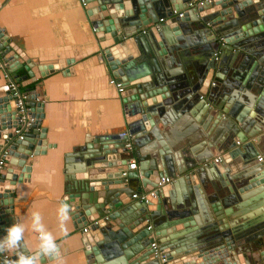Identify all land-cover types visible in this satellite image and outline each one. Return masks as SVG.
<instances>
[{"label":"water","instance_id":"1","mask_svg":"<svg viewBox=\"0 0 264 264\" xmlns=\"http://www.w3.org/2000/svg\"><path fill=\"white\" fill-rule=\"evenodd\" d=\"M80 1L122 88L125 125L69 155L78 177H66L61 203L86 228L88 264H159L153 238L167 264H264V0ZM54 69L0 33V70L17 86L13 95L0 78V237L17 220L12 189L26 159L49 148L38 81ZM19 101L31 119L21 139ZM16 259L0 253V264Z\"/></svg>","mask_w":264,"mask_h":264},{"label":"crops","instance_id":"2","mask_svg":"<svg viewBox=\"0 0 264 264\" xmlns=\"http://www.w3.org/2000/svg\"><path fill=\"white\" fill-rule=\"evenodd\" d=\"M142 30L147 32L145 27ZM0 33L34 65L56 67L38 81L44 114L40 128H44L49 148L43 154L28 156L26 180L15 183L12 189L14 217L27 229L24 247L30 254L38 250L39 234L30 225L31 213L38 211L45 229L57 238L63 264H88L83 228L70 219L65 235L58 211L66 177H78L79 162L69 155H75L96 136L118 135L125 130L119 94L108 84L111 72L80 0H0ZM213 74L222 76L216 70ZM214 76L210 82H220ZM188 120V125L180 124L181 130L192 126ZM210 154L213 159L219 155L214 150ZM129 161L136 163L132 152L126 164ZM42 264L54 261L45 257Z\"/></svg>","mask_w":264,"mask_h":264},{"label":"clouds","instance_id":"3","mask_svg":"<svg viewBox=\"0 0 264 264\" xmlns=\"http://www.w3.org/2000/svg\"><path fill=\"white\" fill-rule=\"evenodd\" d=\"M212 83V82H211ZM210 83V84H211ZM70 205L66 202L61 203L58 215L61 217V231L67 235V222L71 219L69 215ZM30 225L34 232L38 233L39 245L38 250L33 254H28L21 250L24 243L26 226L23 222H15L7 229L3 237H0V253L5 251H16L17 259L15 264H42L45 257L52 259L54 264H63L60 258L57 238L42 223L40 212L31 213Z\"/></svg>","mask_w":264,"mask_h":264},{"label":"built area","instance_id":"4","mask_svg":"<svg viewBox=\"0 0 264 264\" xmlns=\"http://www.w3.org/2000/svg\"><path fill=\"white\" fill-rule=\"evenodd\" d=\"M207 1H209V0H198L197 3L199 5H201L202 3L207 2ZM80 2L83 5V2L82 1H80ZM192 5H193V3H188L187 7H191ZM177 16L180 17L181 14L179 13V14H177ZM158 22H162V19H159ZM143 32H144V30H142V33ZM219 40H221V39H219ZM220 45H221V42H220ZM217 56H218V52L214 54V59L215 60L217 59ZM0 77L5 82V85L8 87L9 91H11L13 95H17V86H16V84L10 78H8L7 74L3 70H0ZM108 84L114 86L118 94L122 92V88H121L120 84L116 83L112 78H110L108 80ZM211 85L213 86L214 83H211ZM24 98L25 97L22 96L21 99H24ZM17 106L19 107L18 114L21 115V121L23 122V124L18 130L15 131V133L17 135V139H21L23 134L28 132L31 119H29V117L26 116L25 111L22 108V105H21L20 101L17 103ZM212 161L213 162H217L218 158H215ZM1 166H2V160L0 159V169H1ZM126 168H127V170H135L136 169V163L134 161H129L126 164ZM168 183H169V178L162 177V178L159 179V181H157V186L165 185V184H168ZM147 195L149 197H153L152 192H149ZM131 198L132 199H139V200L143 201L144 203L147 202V200L145 199V196H143V195L138 197L137 195L133 194L131 196ZM145 229L149 230L150 227L146 226ZM85 231H86V228H83L82 232L84 233ZM149 247L154 251L153 258L158 260L159 264H167L164 254L161 251L158 250V244H157L155 238H153L152 242L149 244Z\"/></svg>","mask_w":264,"mask_h":264}]
</instances>
